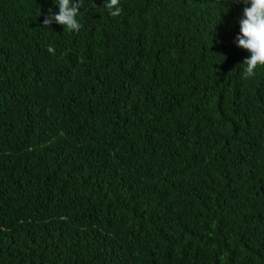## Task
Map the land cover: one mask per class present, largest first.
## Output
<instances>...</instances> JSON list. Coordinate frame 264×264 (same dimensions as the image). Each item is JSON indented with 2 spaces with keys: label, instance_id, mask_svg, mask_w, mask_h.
Returning <instances> with one entry per match:
<instances>
[{
  "label": "trees",
  "instance_id": "trees-1",
  "mask_svg": "<svg viewBox=\"0 0 264 264\" xmlns=\"http://www.w3.org/2000/svg\"><path fill=\"white\" fill-rule=\"evenodd\" d=\"M0 0V264H264V67L243 0Z\"/></svg>",
  "mask_w": 264,
  "mask_h": 264
},
{
  "label": "clouds",
  "instance_id": "clouds-1",
  "mask_svg": "<svg viewBox=\"0 0 264 264\" xmlns=\"http://www.w3.org/2000/svg\"><path fill=\"white\" fill-rule=\"evenodd\" d=\"M243 18L239 21L240 35L236 37L237 46L250 53L245 59V78L253 77L258 67H264V0H243ZM109 15L118 17L123 13L120 0H106L103 5ZM83 7V0H58V13L44 18V27L50 28L53 21L69 32L78 33L82 24L77 17Z\"/></svg>",
  "mask_w": 264,
  "mask_h": 264
}]
</instances>
